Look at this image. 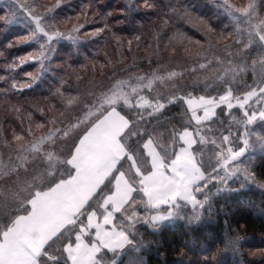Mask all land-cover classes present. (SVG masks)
<instances>
[{"label": "trees", "instance_id": "16d2710c", "mask_svg": "<svg viewBox=\"0 0 264 264\" xmlns=\"http://www.w3.org/2000/svg\"><path fill=\"white\" fill-rule=\"evenodd\" d=\"M147 3L151 6H145L144 0H70L57 9L52 8L55 23L64 26L66 22H71L82 26L81 30L77 33L73 32L70 37L79 42L90 60L102 62L105 68L85 67L81 59L71 51L73 49L68 43L63 46L58 44L56 52L61 51L64 56L63 58L53 56L52 59L49 57L47 65L52 67L53 75L46 78L54 83L53 76L62 73L67 83L62 93L51 96L48 95V90H41L38 87L23 88V90L10 87V90L7 89L11 79L18 82L29 81L27 77L16 76L19 74L16 69L20 68L18 63L31 51L32 46L20 44V39L25 36L20 26L7 25L0 21V231H8L20 217L29 214L31 201L36 194L49 190L56 184V181H53L44 170L48 163L43 161L45 158L40 152L30 151L29 156L27 152H22L23 148L28 149L30 145L26 129L31 119L26 120L27 114H33L35 118L46 116L43 119L45 126H50L48 117L54 115L53 123L57 124L65 119L67 113L84 109L85 101L100 90L106 89L112 79L126 77L122 74L125 72L124 62L116 57L118 45L115 42L120 44L122 52L128 58L131 56L133 61H136L132 65L133 68L154 69V67L190 61L197 53L205 52L209 42L215 44L211 45L209 55L227 52L219 46L227 47L231 42L237 44V39L240 38L231 16L221 12L210 0H147ZM70 7L73 8L72 11L68 9ZM257 8L258 13L264 11V0H261ZM1 11L3 10L0 9ZM2 15L0 14V17ZM104 26L109 27V30L104 29L102 34H105L104 41L106 44L113 43L111 45V53L115 56L113 63L101 59L95 51L88 53L87 49L90 45L103 46V39L92 40L89 46H86L89 39L86 37L87 33ZM249 26L250 24L246 26L243 34L250 43H257ZM259 44L262 43L259 41ZM258 46L260 48V45ZM251 52L253 53L247 52L243 55L250 56L254 62L257 61L260 50L252 46ZM60 63H62L61 71L57 66L54 67ZM249 63H252V60ZM36 67L35 64L24 63L20 71L26 73ZM247 76L249 75L245 74V78ZM183 78L184 81L181 78L176 84H170L169 88L172 92L164 93L166 97L161 102L163 108L157 112V115H151L149 118L143 116L139 124L135 125L134 117L123 114L129 125L121 140L129 154L134 156V160L127 156L121 161L114 175L84 212L48 247L47 251L51 255L62 256L64 244L68 243L69 239H75L78 233H86L89 238V232L86 231L87 217L92 211H99L104 199L114 190L116 174L122 172L133 186L134 194L132 201L117 216V225L130 236L127 245L116 252L115 256L112 253L106 254L107 264L111 257L118 259L119 264H128L127 262L133 259L137 264H241V260L246 264H264V191L255 188L229 192L225 196L216 198L212 204L214 209L208 204L205 205L207 206L205 217L198 223L195 219H183L180 212L179 215L165 220L156 227L141 225L135 230L132 229V233L118 224L120 217L127 212L138 196L145 201L144 205H147V197L141 184L140 174L136 171V165L145 173L151 169L144 149L149 137L166 162L170 163L178 154L175 149L179 145L173 143L171 133L173 128L184 127V121L188 116L185 108L180 103L173 102V98L190 92L188 87L192 86L190 83L194 76L188 73ZM223 84L236 96L248 90L234 85L230 78ZM225 90L223 88L219 93ZM146 91L145 94L151 99L152 91L149 89ZM194 94L198 95L196 92ZM45 95L49 98H45ZM199 95L206 96V94ZM213 95L217 94L211 93L207 96ZM68 100L72 102L68 103ZM38 107L43 111L42 116ZM231 111L236 115H242V112L236 108ZM228 113V109L219 106L213 118L193 127L197 129L203 125L212 127L214 131L211 136L221 138L232 129V126L229 128L231 123L229 122L228 125L225 118ZM103 116L94 119L75 138L78 139L88 133ZM201 137L203 136L196 132V140L200 141ZM214 140H216L215 144L219 143V140ZM70 143L71 145L73 143L72 149L68 156H65L62 151L68 149ZM199 143L201 144V141ZM199 143L193 146V152L205 175L206 164L199 154L201 150L203 151L202 148L198 151ZM58 148L61 156L72 158L77 144L71 139L70 142L61 143ZM254 156L257 159L264 158L262 153ZM59 168L63 169V166L60 165ZM255 169L264 176V162L257 163ZM204 179L201 180L202 183ZM141 244L146 247H142ZM233 249H238L243 256L238 255ZM127 255L133 257L128 260ZM38 262L44 264L43 260Z\"/></svg>", "mask_w": 264, "mask_h": 264}, {"label": "rangeland", "instance_id": "374dc122", "mask_svg": "<svg viewBox=\"0 0 264 264\" xmlns=\"http://www.w3.org/2000/svg\"><path fill=\"white\" fill-rule=\"evenodd\" d=\"M67 1L70 0H0V9L4 11V14L0 17V21L5 22L7 25L13 24L20 26L21 32L25 33V36L20 39V44L24 43L30 44L32 46L31 51L18 63V67L20 68L16 69V71L19 72V74L16 76L27 77L29 81L18 82L15 79H11L10 83L7 85L8 90H10L9 87L16 90L20 85H24V88L38 87L41 90H48L49 96L60 94L57 93L58 88L62 93L65 89L63 87L65 86V83H67L62 77V73L61 75L53 76L54 83L46 78L47 76L53 75V72H51L52 67L47 65L49 57L52 59L53 56H56L57 58L58 56L61 58L64 56L63 52H56L58 44L63 46V44L68 43L70 48L73 49L71 51H73L76 57L81 59V62L85 65V67L93 66L100 69L105 68L102 62L90 60V58L87 56V53L84 52L83 48H81L79 45V42L77 40H73L70 35L66 34L70 32L73 33L74 26L77 27V31H75L77 33L79 27L81 26L80 24L77 25L71 22H66V24L62 26L54 22L55 15L54 11L51 9H57V7H60ZM210 1H212V4L221 12L231 16L234 26L238 30L240 36V38L238 37L237 39V44L231 42V44H228L227 47L219 46L222 47V49H226L227 52L222 51L221 53L223 54L212 53L209 55L208 51L212 47L211 45H215L209 42L205 52L197 53L190 61H186L182 64H170L163 67H154V69H135L132 67V65H134L136 61H133L131 56L128 58L122 52L120 44L115 42V44L118 45L116 57H119L123 60L125 72L122 74H125L126 77L123 79L121 77L112 79L106 89L100 90L88 98V101H85L84 109L76 111L73 110L70 113H67L65 115V119L57 124L53 123L55 120L54 115H49L48 120L50 126H45L43 124V119L46 118V116L35 118L33 114L28 113L26 120L29 121L31 119V122H28L29 125L26 129V133L29 137L28 141L30 142V145L28 146V149L23 148L22 152H27L28 156L31 154L30 151H33V153L40 152V154L45 158L43 161L48 163L47 168L44 170L47 171L46 173H48L50 178L53 179V181H56V184H58L59 182H62L63 179H66L69 176L72 177V174H74L72 158L65 157L70 153L73 143L72 145L70 143V147H68V149L62 151L65 156H61V151L58 148L61 143L64 141L70 142L71 139L73 142V139L78 137L86 129V127H88V125L99 116L104 115L103 117H105L111 115L110 118L113 119L114 116L118 115L119 117L123 116V114H126L132 118L134 117L135 125H138L141 117L147 116V118H149L151 115H157V112H160L163 108L161 102L163 98L166 97L164 93L172 92V90L170 91L169 88L170 84H176V82H179L181 78L182 81H184L185 78L183 77L187 76L189 73V75L194 76L192 83H190L192 86L188 87L190 88L189 93L196 92L198 95L206 94V96L211 93H215L217 95L213 96H218L220 94L219 90L222 91L223 88L224 90L227 89V86L223 83L227 82L229 78L232 80V82H234V85L243 89H248L239 96L233 94V96L238 98L241 102L243 111H241L242 115H236L232 112L230 116L228 115L225 117L227 119L228 125L229 122L231 123L229 128L232 126V129H230L231 131L229 133L222 136L221 138H218L211 136L214 131L212 127H205V125L198 127L199 129L197 130V133L203 136L199 138L201 144H198V151H200L201 148L203 149V151L201 150L199 154H201V159L204 161V164H206L205 169L207 171V173L203 175V179L205 178L203 183L204 190L209 192V198L205 205L208 204L211 209H214L212 204L216 198L225 196L229 192H235L229 191L228 188H221L220 191H217L218 181L215 179L216 177H224L229 175L230 170L233 168H238L247 164L251 166L252 171L264 178V176L255 169L257 163L264 162V158L257 159V157L254 156L261 153L264 155V139H257L256 136L253 135L251 138L252 142L245 146L246 151L243 154V160L237 158L236 162L233 163V161L228 158L230 148L235 147V150L239 151L240 147H244V145L240 143V133L243 131L242 121L245 118V113L248 110L254 112L264 110V11L258 13L257 8L261 0H245L244 2L236 0ZM253 3H256V5ZM68 9L71 11L73 10L71 7ZM81 21L85 20L81 19ZM249 24V27H251V33L255 37L257 43H250L243 34L244 29ZM104 29L109 30V27L104 26L103 28H100V31L98 32L96 30L88 32L86 37L89 39L86 46L88 47L92 40L103 39L105 36V34L102 35ZM259 41L262 44H259ZM129 43L130 42H128V44ZM102 44L103 46L101 47H97V44L95 46L90 45L87 49L88 53H94L95 51L101 59L110 60V63H113L115 58V56H113L111 53V45L113 43L111 42L106 44L103 39ZM258 45H260V48ZM252 46L260 50V53L257 55L259 58H257V61L255 62L254 59L250 58V56L243 55L245 53L247 54V52L252 54ZM41 51H45L47 53V59L44 61V66L40 71L41 64L38 62V60ZM68 52L70 53V50ZM250 60H252V63H249ZM22 62L23 65L24 63L35 64L37 67L32 71L21 73L20 69L23 67V65H21ZM56 66L61 71L62 63L54 65V67ZM113 66H115V64ZM245 74L249 76L245 78ZM240 76H242V78ZM34 77L35 79H33ZM237 77L240 78L238 79ZM148 89L149 91H152L151 99H149L148 94H145V92H147L146 90ZM179 91H181V88ZM167 95L170 94L167 93ZM49 96L45 95V98H49ZM113 96H115V99H111ZM144 101H147V103H143ZM10 102H12V100H10ZM37 109L39 114L42 116V109L40 107ZM220 114L223 113L220 112ZM222 119H224V117ZM252 130L253 132L259 131L262 135H264V120L256 121ZM106 135L107 134L104 133L103 137ZM103 137L99 135H92L86 150L83 152H78V156L81 158L83 155L84 159L86 160L91 158L94 151H100L98 149L100 148V145L95 147L93 150L90 146H94L96 143L101 141ZM121 138L120 142L122 143ZM214 139L219 140V143L215 144L216 140ZM148 142L149 141H147V143ZM144 149L146 151V155L148 156L151 169L149 172L145 173L136 165V171L141 174L140 178L142 179V176L153 174L156 171L154 167L158 168V166L163 168L158 171H161L164 174L169 173L168 175L170 177L171 173L169 171L172 169L171 165L174 159L168 163L164 160L158 150V154L155 156L148 150L147 144H145ZM73 150L71 154L73 153ZM122 153L127 154L129 158L134 160V156L129 154L126 146L123 143L121 151L118 153V155ZM103 163V161L99 162L95 167L96 169L98 168V172L100 169H104V166L101 165ZM60 165L63 166V169L59 168ZM90 166H92V164ZM234 175H239V173L237 172ZM112 176H110V178ZM56 184L54 187L57 186ZM113 185H115V180ZM229 185L232 188H238L239 182H233L232 180H229ZM54 187L51 189L49 188V190L47 189L45 191L38 192L36 195L42 194L44 192L47 193V191L52 190ZM254 188L262 190L254 184H249L244 188H240V190ZM145 195L148 199L146 193ZM36 200L34 203L35 207ZM144 203L145 201L141 200L138 196L134 200L133 204L128 208L127 212H125V214L120 217L118 224L126 228L131 233L132 229L135 230L141 225H146L147 223L145 222L144 217L150 215L153 210L148 208L147 205L145 206ZM205 205L200 218L197 220V223L205 217V212L207 209V206ZM181 214L183 215L182 217H184L183 219L188 220V217L192 216L194 213L192 209H182ZM148 225L151 226L150 224ZM125 234L129 238L130 234L126 231ZM136 234L138 235V233H135V235ZM3 244L4 243L0 245V248L3 247ZM141 246L144 248L146 247L145 245L143 246V244H141ZM15 248L17 249V245H12V249L9 248L7 251H4L2 254H0V259L10 258L9 260H11L12 255L18 256L19 253L15 252ZM10 251H12L11 257L10 255L7 257V253ZM106 254H102V260L104 263L107 260ZM119 255L120 254H118L117 257H119ZM134 255H136V253ZM132 257V255H127L128 260ZM134 260L135 259L129 260L127 263L137 264V262ZM115 261L116 259L111 257L109 259V264H114Z\"/></svg>", "mask_w": 264, "mask_h": 264}, {"label": "crops", "instance_id": "0c3cea01", "mask_svg": "<svg viewBox=\"0 0 264 264\" xmlns=\"http://www.w3.org/2000/svg\"><path fill=\"white\" fill-rule=\"evenodd\" d=\"M110 117L111 115L102 117L88 132L91 136L99 135L103 137L104 133L107 134L94 146H90L93 150L100 145V148H98L100 151H94L92 157L86 160L83 155L80 158L75 150L72 157L73 176L62 181L47 193L36 195L31 201L30 213L20 217L13 227L6 231V240L11 243L9 244L11 245L10 248L12 249V245H17L15 252L19 253L18 256L12 255L11 260H16L22 264L34 252L36 247L42 248L45 243L52 240L53 237H57L72 225L104 187L110 176L116 172L121 161L128 156L125 153L118 155L122 147L120 138L128 127V121L123 116L118 117L117 115L113 119ZM213 117L210 116L206 121ZM146 144L148 150L157 156L158 151L155 144L152 141L146 142ZM102 161L104 163L101 165L104 166V169H100L98 172V168L95 167ZM173 163H175V160ZM91 164L92 166H90ZM192 164L199 172L203 173L197 165L194 153ZM154 169L156 171L153 174L142 176L141 179L142 187H144L147 196L162 189V184L153 182V177H159L161 181H166L169 178V173L164 174L158 171L163 169L161 166L154 167ZM173 169L172 167L169 172L179 175ZM133 194V186L126 175L120 172L116 174L113 192L104 199L102 206L98 209L99 211H92L87 217L86 231L89 232V238H87L86 233H83L82 240L86 245L96 246V254L101 257L99 263L107 264V260L105 263L103 262L102 254L111 253L106 250V245L108 242H115L116 237L113 233L122 234L123 237H126L124 247L129 241L125 231L117 225V216L132 201ZM35 200L36 207L34 205ZM2 243L4 242L0 241V245ZM11 254L12 251L7 253V257L9 255L11 257ZM79 264H88V257H81Z\"/></svg>", "mask_w": 264, "mask_h": 264}, {"label": "snow or ice", "instance_id": "6c2138e0", "mask_svg": "<svg viewBox=\"0 0 264 264\" xmlns=\"http://www.w3.org/2000/svg\"><path fill=\"white\" fill-rule=\"evenodd\" d=\"M144 3L145 6H151L147 3V0H144ZM0 14H4V11L0 12ZM81 28L82 26L79 27V30H81ZM75 31H77L76 26L73 28V32ZM96 31L98 32L100 29H96ZM66 34L71 36L72 32ZM46 59L47 53L41 51L38 60L41 64L40 71ZM21 65H23V62ZM33 79H35V77ZM23 88L24 85H20L16 90H23ZM57 93H61L59 88L57 89ZM111 99H115V96ZM71 102V100H68V103ZM173 102L180 103L185 108L188 119L184 121V127L173 128L171 133L173 143L179 145V147L175 149L178 153L174 157L175 163L172 164L175 172L179 173V175L173 173L166 181H161L159 177L152 178L153 182L162 184V189L149 195L146 202L148 208L153 211L150 215L145 216L144 220L153 227L158 226L167 219L179 215L182 209L188 208L189 206L194 214L188 217V219L198 220L200 218L204 205L208 201L209 192L204 190V184L201 182V178L204 174L199 172L192 164V146L200 142L195 138L198 129L193 126L201 125L210 116H214L219 106L228 109L229 116L232 113L231 110L234 108L243 111L241 102L238 98L233 96L230 89H226L218 96L185 93L174 97ZM143 103H147V101ZM258 120H264V110L259 112L248 110L245 113V118L242 121L243 131L240 133V143L243 144L244 147H240L239 151H236L235 147L229 149L228 158L232 160L233 163L236 162L237 158L243 160V154L246 151L245 146L252 142L251 138L253 135L256 136L257 139H264V135H262L261 132H253L252 130ZM90 138L91 134L89 133H85L84 136L78 139L74 138V143L77 144L76 151H85ZM149 141H151V137H149ZM237 172L239 175H234ZM215 179L218 181L217 191H220L221 188H228L229 191H239L240 188H244L249 184H254L258 188L264 190V178L252 171L251 166L247 164L231 169L227 176L216 177ZM229 180L239 182V187L232 188L229 185ZM113 235L116 237V240L114 243L108 242L106 250L110 251L115 256L118 250L123 249L126 243V237L118 233H113ZM6 236V231H0V241L4 242L3 247L0 248V254L11 247L6 240ZM82 237L83 233H78L75 239H69L68 243L63 246L62 256H53L47 251L48 247L57 239V237H53L52 240L45 243L42 248L36 247L34 252L31 253L29 258L24 260L22 264H38L39 260H43L44 264H48V262H52V264H79V259L81 257H88V264H99L101 257L96 254V246L84 244ZM233 251L237 252L241 257L243 256V253H239L238 249H233ZM0 264H20V262L5 258L0 259ZM114 264H119V260H116ZM241 264H246V262L241 260Z\"/></svg>", "mask_w": 264, "mask_h": 264}]
</instances>
